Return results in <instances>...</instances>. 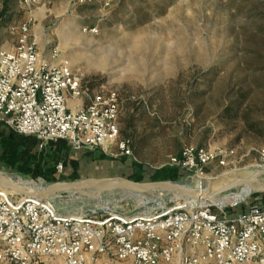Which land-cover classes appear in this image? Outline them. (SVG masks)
<instances>
[{
	"label": "rangeland",
	"instance_id": "obj_1",
	"mask_svg": "<svg viewBox=\"0 0 264 264\" xmlns=\"http://www.w3.org/2000/svg\"><path fill=\"white\" fill-rule=\"evenodd\" d=\"M46 2L51 15L41 28L39 50L49 55L57 48L91 91L120 95L119 141H130L132 156L114 145L109 157L160 169L184 147L211 150L219 158L205 176L186 174L178 181L187 186L261 169L255 167L264 152V0H111L108 7L105 0ZM3 6L0 0V13ZM22 8L17 0L7 17L0 15V47L14 45L9 27L24 19ZM95 27L97 35L85 31ZM236 101L242 108L229 116L226 108ZM242 113L260 132L245 128ZM48 151L43 156L53 166L66 161ZM251 195L244 199L250 202ZM181 199L173 193H113L91 201L64 193L52 201L64 214L98 209L142 215Z\"/></svg>",
	"mask_w": 264,
	"mask_h": 264
},
{
	"label": "built area",
	"instance_id": "obj_2",
	"mask_svg": "<svg viewBox=\"0 0 264 264\" xmlns=\"http://www.w3.org/2000/svg\"><path fill=\"white\" fill-rule=\"evenodd\" d=\"M44 1L21 0L27 16L9 27L15 43L0 47V123L35 137L39 153L60 141L73 153L111 154L116 145L132 156L129 141H119V93L91 91L57 48L48 56L39 50L34 11ZM71 99L86 103L71 110ZM259 156L255 168H264V152ZM218 158L207 148L184 147L167 166L203 177ZM55 168L64 173L63 163ZM35 186L47 184L38 179ZM252 196L224 206L185 200L142 215H72L0 189V264H264V202Z\"/></svg>",
	"mask_w": 264,
	"mask_h": 264
},
{
	"label": "water",
	"instance_id": "obj_3",
	"mask_svg": "<svg viewBox=\"0 0 264 264\" xmlns=\"http://www.w3.org/2000/svg\"><path fill=\"white\" fill-rule=\"evenodd\" d=\"M243 170L225 174L212 182L209 188L204 181L195 179L192 189L185 184L174 181L158 182H134L123 177L111 178H81L76 181H63L51 183L45 187L29 185L18 181L14 174L0 170V189L14 193L18 196L35 198L49 207L55 209L53 199L64 193H74L77 198L97 201L106 194H157L173 193L189 201L206 202L210 199L238 190L248 189L250 194H264V169L255 172ZM109 212V211H108ZM104 211L93 209L92 211H76L72 215L102 214Z\"/></svg>",
	"mask_w": 264,
	"mask_h": 264
},
{
	"label": "trees",
	"instance_id": "obj_4",
	"mask_svg": "<svg viewBox=\"0 0 264 264\" xmlns=\"http://www.w3.org/2000/svg\"><path fill=\"white\" fill-rule=\"evenodd\" d=\"M17 0H4V6L0 13L1 16H6L11 10L12 4ZM7 17V16H6ZM1 27V24H0ZM241 103L236 101L231 106L227 107L229 116L232 115L233 110L242 108ZM245 128L251 132H260L257 129L255 123L249 122L248 116L243 113L241 114ZM239 116V114H238ZM3 129H0V165L11 170L16 175L31 179L33 181H38V179H43L45 183L51 184L55 182H71L79 180L83 177L79 175V170H77L78 163L74 159H70L68 155L70 151L69 147L65 142H58L51 145V149L55 151V155L59 158L64 159V173L71 168V174L62 175L56 174L55 166H53V159H47L43 156V153L37 152L38 140L32 136H22L14 132L12 129L0 123ZM130 143V141H129ZM58 158H56L58 160ZM102 159L105 158L104 155L101 156ZM54 159V161L56 160ZM125 162V158L123 159ZM52 161V163L50 162ZM68 163L65 167V164ZM132 169L130 173L122 176L123 178L132 180L134 182H160V181H174L178 182L186 175L184 172H180L176 168L164 166L160 169H152L142 164L132 163ZM64 175V176H63ZM62 177V178H61ZM85 177V176H84ZM87 178V177H86ZM254 198L261 197L264 202V194H253ZM259 201V200H258Z\"/></svg>",
	"mask_w": 264,
	"mask_h": 264
},
{
	"label": "crops",
	"instance_id": "obj_5",
	"mask_svg": "<svg viewBox=\"0 0 264 264\" xmlns=\"http://www.w3.org/2000/svg\"><path fill=\"white\" fill-rule=\"evenodd\" d=\"M46 1H44L42 5L37 6L34 11V17L36 18L35 25L33 27V34L37 43L38 40H41L44 37V35L41 34V28L44 29L45 20L51 15V13L49 14L50 10L46 8ZM22 9L24 10V18H26V11L24 7ZM85 103L86 102L84 100L71 99L68 101V106L71 110H78L84 107ZM102 155L105 156L104 159L101 158ZM67 156H69L70 159L76 160L78 163L77 170H79V175L83 178L94 177L109 179L117 176L122 177L130 173L132 169V163H130L129 160L125 159L124 162V158L113 155V158L109 157L102 149H85L80 153L69 152ZM70 174L71 168L66 171V175Z\"/></svg>",
	"mask_w": 264,
	"mask_h": 264
},
{
	"label": "bare ground",
	"instance_id": "obj_6",
	"mask_svg": "<svg viewBox=\"0 0 264 264\" xmlns=\"http://www.w3.org/2000/svg\"><path fill=\"white\" fill-rule=\"evenodd\" d=\"M261 169H264V168H261ZM260 170V169H259ZM252 172H255V171H252ZM21 178L18 177V181L19 182H22V183H25V184H29V185H35V183H29V182H24V180H20ZM207 185V188H209V183H206ZM187 188L189 189H192L193 187L192 186H187ZM248 190V189H246ZM246 190H242V191H239V192H235V193H231L229 195H222V196H219V197H216V198H213V199H210L208 202L210 203H214V204H218V206H224L226 204H230V203H235V202H238V201H241L248 197L250 195V191H246ZM182 198V197H181ZM183 199V198H182ZM187 201H189L188 199H185ZM191 204L194 203V204H197V205H209V204H206L205 202H202V201H189Z\"/></svg>",
	"mask_w": 264,
	"mask_h": 264
}]
</instances>
